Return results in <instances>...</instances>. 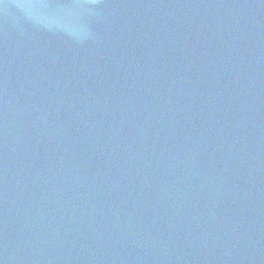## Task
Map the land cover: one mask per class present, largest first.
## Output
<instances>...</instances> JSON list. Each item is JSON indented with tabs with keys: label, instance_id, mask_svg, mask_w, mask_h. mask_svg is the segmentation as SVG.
Instances as JSON below:
<instances>
[{
	"label": "water",
	"instance_id": "water-1",
	"mask_svg": "<svg viewBox=\"0 0 264 264\" xmlns=\"http://www.w3.org/2000/svg\"><path fill=\"white\" fill-rule=\"evenodd\" d=\"M0 264H264V0H0Z\"/></svg>",
	"mask_w": 264,
	"mask_h": 264
}]
</instances>
